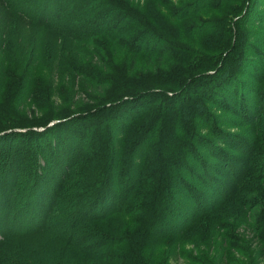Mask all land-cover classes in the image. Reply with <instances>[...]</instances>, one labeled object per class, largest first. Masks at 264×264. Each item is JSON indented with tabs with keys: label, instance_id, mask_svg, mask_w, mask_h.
Wrapping results in <instances>:
<instances>
[{
	"label": "rangeland",
	"instance_id": "374dc122",
	"mask_svg": "<svg viewBox=\"0 0 264 264\" xmlns=\"http://www.w3.org/2000/svg\"><path fill=\"white\" fill-rule=\"evenodd\" d=\"M5 1L0 102L27 133L0 137V264H264V0ZM175 181L192 207L153 231L136 191Z\"/></svg>",
	"mask_w": 264,
	"mask_h": 264
},
{
	"label": "trees",
	"instance_id": "16d2710c",
	"mask_svg": "<svg viewBox=\"0 0 264 264\" xmlns=\"http://www.w3.org/2000/svg\"><path fill=\"white\" fill-rule=\"evenodd\" d=\"M36 1L37 0H32V4L35 3ZM64 1L65 0H43V2L41 1V3L42 4H46L45 7H51L52 5H54V8L56 9L55 11L57 12L58 16L62 19V16L61 15H63L64 10H66V8L72 3L71 1H69V3L68 2L66 3ZM19 2L22 5H24L27 2V0H19ZM1 4L2 5H5L7 8L8 7H11V6H9L7 4V2L5 0H0V5ZM21 7H24V6H21ZM21 7H19V9L17 8L18 11H19V13L26 14L25 10L23 8H21ZM41 17H42V13H41L40 16H34V15H32V20L34 21L37 18H41ZM36 21H40V20H36ZM230 41H232V40L230 39ZM228 43L223 44L222 47L223 48H225V47L227 48L228 47ZM63 58L65 59L64 56H63ZM63 58L61 59V61L59 63L66 62V60H64ZM221 58H222V54L220 56H218V59H216L215 61H214V59H210V60L208 59V61L205 59L204 61H207V62L203 63V66H200V67H202V69H213V68H215V66L217 65V63L219 61H221V60H219ZM200 67H194V68L198 69ZM74 72L77 74L76 71H74ZM194 73H196V70L194 71ZM220 73L221 74L223 73L221 71V68L218 69V74L221 75ZM186 76H188V73L187 72H185L182 75H177L176 74L174 76H171V80H172L171 82L173 84H175L176 83V80H178L177 85H176V88H178V87L180 88V87H182V85H184V82H183V80L181 81L179 77H186ZM259 79L261 80L262 77L260 76ZM260 80H259V82L263 84V82H261ZM238 81H239L238 84L244 87L243 82L241 80H238ZM173 84H169V85L172 86ZM173 87H175V86H173ZM260 87H261V89H263L262 88V85ZM158 88H161V87L158 86ZM167 91L168 90H166V88H161L159 90H155L154 87H153V88H149L148 90H146L143 94H144L145 97H150L151 99H155L154 98V95H156V94H160L162 97L167 98L168 95H169V93ZM109 97H110L109 101H113L112 105H113V107H116V108H120V107L123 108V107L127 106L128 104H130L131 101H133V99H130V98H132V96H128L126 98H123L121 96L122 97L121 98L120 96H117V95H109ZM164 98H161V99H164ZM103 101H105V100H103ZM190 101L193 102V99H190ZM2 107H3V103L0 102V130H4V129H6V130L3 131V133H0V137H2V135L4 133H6L7 135L8 134H16V135L26 134L27 132H22V130H21L22 128H26L25 127V123L26 122L25 123H20L19 121H9L8 119L11 118L10 112H8L5 109H2ZM59 113L60 114H58V115L64 114L63 112H59ZM6 118H7V120H6ZM71 119L74 120V118H71ZM69 120L70 119H66V120H61L60 119V120L53 121L52 122L53 124H51V125H47L48 124L47 123V124L42 125V126H32V127L28 128V129H25V130L26 131L29 130V131H31V133L34 134V136L35 135L38 136V134H41V133H43V132H45L47 130L52 129V127H50V126H54V125H58V124H65V122H68ZM77 121H79V120H77ZM79 122L82 123L83 121H79ZM22 125H24V126H22ZM14 126H17V127L15 128ZM8 128H10V129H8ZM80 128H82V127H80ZM188 130L189 129H187L186 131H188ZM186 131L184 130V133H186ZM181 135L184 136V134H181ZM35 138H37L38 140H40L41 136H38V137H35ZM9 140L10 139H8V141ZM143 144H144L143 141L142 140H139L137 142V145H136V147L138 148L137 152H136V148H133L131 152L132 153L133 152L134 153L136 152V154L139 153L140 151H142L140 149H144L145 148V144L144 145ZM51 146H49V147H51ZM157 147H160V145H158ZM7 148H8V146L5 149H7ZM147 150H148V145H147V148H146L145 151H147ZM134 153L130 155V158H129L130 160L129 161L130 162H136V161L139 162L141 160V158L139 160H137L136 158H134V155H136ZM9 155H10V153H9ZM164 158L166 159V161H165ZM164 158L163 159L167 163V165H173V163L171 162V158H169V157H164ZM14 159L15 158L12 159L11 166H14V162H13ZM38 161H40L39 158H38ZM106 163H108L110 165L109 159L107 160ZM115 163H116V161H114L111 164V166H112L111 172L112 173L111 174L107 173V175L102 174V176L100 177L101 179H103V177L109 178V177L112 176V174L114 175V173H115ZM35 164H36V162H35ZM137 164H134V165L132 164V165L134 167L136 166V168L141 165L140 163H137ZM150 165L151 164H148V167H150ZM36 168L41 169V171L43 170V173L41 172L40 174L39 173L36 174V176H38L37 179H39L40 177H43V175H46L47 174V170H46L47 168L43 164L42 165H38V163H37L36 164ZM164 168H165V166H164ZM148 172L149 171H147L146 173H144V176H147L149 174ZM41 179L42 178H40L39 181H41ZM109 180H110V178H109ZM157 183H158V185H155V186L153 185L154 186L153 188H152V186H150V188H151L150 190H148V189L146 190V188L143 189V190L141 188H138V190L136 191V194L139 196V199H141L140 201H142L141 202L142 204H144V205L147 206L149 204L148 199H151L152 200L151 203L155 202L154 203V206H153V210H152V213L153 214L151 215L152 216V221L150 223L149 222L147 223L148 224L147 227L148 228H151L153 231L156 230L155 229L156 226H163L164 227V226H166L168 224V222H170V221L172 222V219H171V216L173 215L172 213L182 212V211H184V208L192 207V206H190V204L181 203L177 199V198H180L182 196V194H178V196H176V198H175V195L177 193H179L178 190H176V186H177V185H175V183H177L176 181L175 182H171L173 184L169 183L168 185L166 183L164 184L162 182H161V184L159 182H157ZM132 185H135V184L132 183ZM169 185H171V186H169ZM166 186H169V187H166ZM137 192H139V193H137ZM31 195H32V189H30L29 197ZM95 198H96V196H95ZM92 200H93V197H91V198L88 197V199H87L86 202L89 203L90 206H92L94 204V201H92ZM29 206H31L30 203H29ZM32 206H33L32 207V211H36V210L40 211L41 210V206L38 203V200H36L35 204L32 203ZM0 209H2L1 204H0ZM25 216L26 215H24L23 217H25ZM21 218L22 217L20 216V219ZM27 221H28L27 218L26 219L22 218V223L23 222L26 223ZM163 227H161L162 230H163ZM7 233H9V232H7ZM131 264H133V263H131Z\"/></svg>",
	"mask_w": 264,
	"mask_h": 264
}]
</instances>
